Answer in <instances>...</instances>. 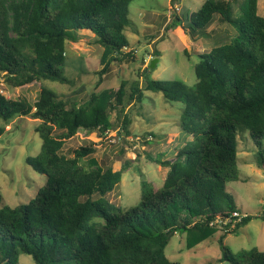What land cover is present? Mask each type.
I'll return each instance as SVG.
<instances>
[{"label":"trees","instance_id":"16d2710c","mask_svg":"<svg viewBox=\"0 0 264 264\" xmlns=\"http://www.w3.org/2000/svg\"><path fill=\"white\" fill-rule=\"evenodd\" d=\"M133 1L0 0V77L13 88L46 80L72 85L65 76L66 44L79 42L85 33L93 34L105 49L102 78L113 62L135 53L128 51L125 34ZM185 17L192 39L208 34L223 41L200 54L192 87L181 80L148 78L145 87L134 81L128 94L129 83L123 81L117 91L94 92L82 104L44 86L33 103L0 94L3 122L15 117L40 121L36 132L43 141L41 152L26 162L47 177L27 204L0 208V264H18L21 254L31 256L35 264H179L165 252L173 236L191 232V243L204 241L217 231L212 222L225 221L238 210L228 184L239 180L238 137L244 131L250 132L258 165L264 168V17L258 14V0H248L242 16L234 15L232 0H207ZM185 17L175 12L168 30L182 25ZM217 17L234 28L233 37L219 29L207 32ZM144 90L184 105L181 129L190 140L173 159L149 156L168 169L163 186L157 188L141 173L140 203L123 210L111 193L126 168L115 170L105 161L85 169L81 160L96 152L94 146L76 149L74 157L62 150L80 130L112 132L111 110L117 111L122 135L131 136L126 101L141 105ZM5 131L0 126V137ZM251 220L248 216L233 228L232 223L225 226L219 239L221 261L264 264V251L234 253L224 244L227 235L238 233Z\"/></svg>","mask_w":264,"mask_h":264},{"label":"rangeland","instance_id":"374dc122","mask_svg":"<svg viewBox=\"0 0 264 264\" xmlns=\"http://www.w3.org/2000/svg\"><path fill=\"white\" fill-rule=\"evenodd\" d=\"M207 0H134L130 4L131 24L125 30L130 43L128 51L134 55L123 62H113L108 73L99 75L104 68L102 59L105 49L97 44L93 34L82 33L77 43L67 41L65 76L73 84L46 80L13 88L0 77V90L7 98H24L35 102L41 87L57 92L61 98L83 103L94 92L117 91L123 81H127V92L131 84L139 80L145 87L147 79L171 81L181 80L188 86L197 83L195 66L200 54L209 52L223 43L218 35L204 34L192 39L186 14L197 12ZM235 16L247 12L248 0H232ZM175 5L181 11L175 10ZM175 12L182 25L168 30L175 19ZM258 14L264 17V0H258ZM219 29L228 37L235 35L234 28L221 24L219 17L207 30ZM127 51V52H128ZM159 52V57H155ZM154 59H158L155 69L147 70ZM125 112L131 119V136L118 137L122 131L117 111L111 110L113 131L103 136L100 131L78 134L65 142L62 153L74 157V151L83 146H94L96 152L81 160L85 169L102 166L107 161L115 170L122 167V182L111 193V199L118 207L127 210L137 206L141 200L142 176L153 182L157 188L163 186L168 169L162 168L153 159H173L177 149L190 138L181 129V113L184 105L168 101L163 93L144 90L141 105L126 101ZM40 121L30 117H15L8 124L0 119V126L6 128L0 137V192L3 205L16 207L27 204L46 184L47 177L36 172L27 164L28 157H36L42 149V139L36 127ZM151 134V135H150ZM257 147L249 131L238 137L239 180L228 184V191L234 196L238 210L248 214L252 220L236 234L227 235L224 244L234 253L257 248L264 251V168L258 165ZM234 227V226H233ZM217 231L204 241L191 243V232L176 234L166 248L167 257L179 264H229L221 261L222 247L219 239L225 228L213 227ZM18 264H35L33 258L21 254Z\"/></svg>","mask_w":264,"mask_h":264},{"label":"built area","instance_id":"2783aa9c","mask_svg":"<svg viewBox=\"0 0 264 264\" xmlns=\"http://www.w3.org/2000/svg\"><path fill=\"white\" fill-rule=\"evenodd\" d=\"M175 10H177L178 12L181 11L180 8H178V6L175 5ZM0 94L4 95L1 90H0ZM111 131L107 130L106 132L102 133L103 136H108L110 135ZM117 136L119 134L118 137H123L124 135H122L121 131H118ZM249 215L246 213L241 212L240 210H237L235 212L232 213L231 218L227 219V220H222V219H217L215 222H212L210 224L211 227H222L225 228V226H227L228 224H233L232 228L234 226L235 223L237 222H241L243 219L247 218Z\"/></svg>","mask_w":264,"mask_h":264},{"label":"water","instance_id":"95a60500","mask_svg":"<svg viewBox=\"0 0 264 264\" xmlns=\"http://www.w3.org/2000/svg\"><path fill=\"white\" fill-rule=\"evenodd\" d=\"M157 62H158V59H154V60L151 62V65H150L151 69H155V68H156V66H157Z\"/></svg>","mask_w":264,"mask_h":264}]
</instances>
